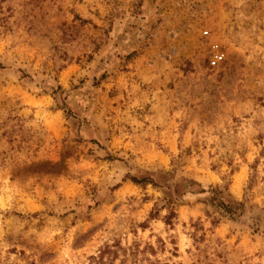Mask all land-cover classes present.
<instances>
[{
	"label": "rangeland",
	"instance_id": "374dc122",
	"mask_svg": "<svg viewBox=\"0 0 264 264\" xmlns=\"http://www.w3.org/2000/svg\"><path fill=\"white\" fill-rule=\"evenodd\" d=\"M0 264H264V0H0Z\"/></svg>",
	"mask_w": 264,
	"mask_h": 264
},
{
	"label": "built area",
	"instance_id": "2783aa9c",
	"mask_svg": "<svg viewBox=\"0 0 264 264\" xmlns=\"http://www.w3.org/2000/svg\"><path fill=\"white\" fill-rule=\"evenodd\" d=\"M204 35H208V30L203 31ZM212 52L209 59V64L211 66H217L224 60V52L219 47V44L212 43Z\"/></svg>",
	"mask_w": 264,
	"mask_h": 264
},
{
	"label": "trees",
	"instance_id": "16d2710c",
	"mask_svg": "<svg viewBox=\"0 0 264 264\" xmlns=\"http://www.w3.org/2000/svg\"><path fill=\"white\" fill-rule=\"evenodd\" d=\"M213 193H217L219 195H221L222 193L220 191H217V190H213ZM220 203H221V206L224 208V211L229 214V215H234L237 210L239 209V207H241L243 205L242 202H237V203H227L225 201L222 200V197H220ZM109 252L110 250L108 248H106ZM106 252V250H102L99 254V259H102V256H103V253Z\"/></svg>",
	"mask_w": 264,
	"mask_h": 264
}]
</instances>
